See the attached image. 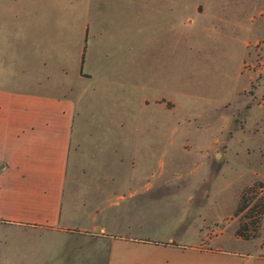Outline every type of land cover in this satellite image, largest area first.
<instances>
[{"label": "rangeland", "instance_id": "rangeland-1", "mask_svg": "<svg viewBox=\"0 0 264 264\" xmlns=\"http://www.w3.org/2000/svg\"><path fill=\"white\" fill-rule=\"evenodd\" d=\"M1 46L0 84H36L77 116L72 232L0 225V264H264V0H0ZM72 171L85 227L64 222ZM199 186L221 253L191 248ZM160 235L181 248L132 252L130 237Z\"/></svg>", "mask_w": 264, "mask_h": 264}, {"label": "crops", "instance_id": "crops-1", "mask_svg": "<svg viewBox=\"0 0 264 264\" xmlns=\"http://www.w3.org/2000/svg\"><path fill=\"white\" fill-rule=\"evenodd\" d=\"M2 52L4 49L1 46L0 78L7 76L4 71L5 65L11 61L4 58ZM80 55L79 70L83 63L82 48ZM34 85L36 84L31 83L29 88L21 89L9 87L7 83L0 84V225L23 230L66 233L71 230L69 227H61L63 223L61 214L69 163L73 154L71 138L77 116L76 104L67 98L42 93ZM75 176L76 173L72 171L70 207L64 222L70 224L77 218L80 225L85 227L93 220L92 213L85 211L88 201L86 197L73 190ZM82 176V187H88L89 182L84 179L85 174L82 173ZM91 176L87 175L90 179L94 177ZM182 189L185 190L186 187ZM195 189L197 193L202 194L188 197L189 201L196 200L198 203H191L196 207L187 206L183 209V219L187 220L193 209L198 211V216L203 219V228H199L197 232L201 240L207 242L205 245L201 241L202 244L191 248L201 253H221L222 251L217 249H206L211 243L208 232L217 223L216 221L207 223L205 212L201 210L202 206L206 208L207 196L204 197L203 194L209 190H204L200 186ZM191 190L190 188L189 191ZM74 209H78L79 214L72 216ZM100 229L105 236V229L103 227ZM80 231L86 233L84 229ZM129 241L134 248L132 252L139 255L152 254L167 248H181L180 245L174 244L169 236L160 235L158 239L152 240L130 237ZM240 258L243 260V257Z\"/></svg>", "mask_w": 264, "mask_h": 264}]
</instances>
